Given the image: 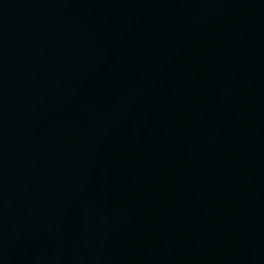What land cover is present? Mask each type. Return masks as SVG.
<instances>
[{"label": "water", "instance_id": "1", "mask_svg": "<svg viewBox=\"0 0 264 264\" xmlns=\"http://www.w3.org/2000/svg\"><path fill=\"white\" fill-rule=\"evenodd\" d=\"M0 264H264V0H0Z\"/></svg>", "mask_w": 264, "mask_h": 264}]
</instances>
